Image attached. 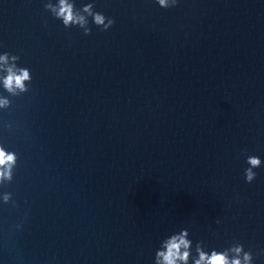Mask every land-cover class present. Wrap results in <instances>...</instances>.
Masks as SVG:
<instances>
[{"label":"water","instance_id":"water-1","mask_svg":"<svg viewBox=\"0 0 264 264\" xmlns=\"http://www.w3.org/2000/svg\"><path fill=\"white\" fill-rule=\"evenodd\" d=\"M97 10L115 23L85 36L41 0H0L2 50L33 77L0 113L20 157L0 264H153L184 227L264 264V167L243 175L245 150L264 160V0Z\"/></svg>","mask_w":264,"mask_h":264},{"label":"clouds","instance_id":"clouds-1","mask_svg":"<svg viewBox=\"0 0 264 264\" xmlns=\"http://www.w3.org/2000/svg\"><path fill=\"white\" fill-rule=\"evenodd\" d=\"M160 9H171L179 5L180 0H152ZM43 9L65 29H79L83 35L92 32V26L107 32L115 23L114 18L97 10V0H41ZM0 44V113L12 108L13 100L30 91L32 70L21 63V57L13 52L2 50ZM13 131V122L0 121V131ZM244 180L251 184L257 178V169L264 167V160L258 155H249L244 151ZM19 154L15 148L0 136V207L15 206L13 193L6 191L12 184L19 164ZM219 223V221H217ZM19 230L22 223L15 225ZM257 255H264V249ZM153 264H255L251 247L243 243L232 242L226 247L210 246L204 240L193 241L188 228H180L160 238L155 249Z\"/></svg>","mask_w":264,"mask_h":264}]
</instances>
